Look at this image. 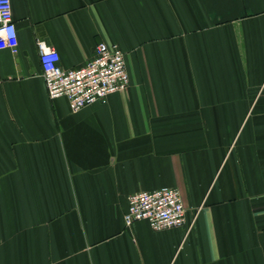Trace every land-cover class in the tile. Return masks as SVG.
I'll return each instance as SVG.
<instances>
[{"label":"crops","instance_id":"obj_1","mask_svg":"<svg viewBox=\"0 0 264 264\" xmlns=\"http://www.w3.org/2000/svg\"><path fill=\"white\" fill-rule=\"evenodd\" d=\"M0 47V264H264V0H11ZM65 69L100 42L130 83L72 111ZM179 189L184 225L127 226L129 197Z\"/></svg>","mask_w":264,"mask_h":264},{"label":"built area","instance_id":"obj_2","mask_svg":"<svg viewBox=\"0 0 264 264\" xmlns=\"http://www.w3.org/2000/svg\"><path fill=\"white\" fill-rule=\"evenodd\" d=\"M11 0H0V47L8 46L17 52V26ZM40 63L48 94L51 98L67 97L72 111L95 102H105L108 96L127 89L130 77L125 52L117 44L100 42L96 56L86 65L65 69L60 54L44 40H37ZM186 208L179 189L162 187L153 191H139L129 197L124 215L127 226L146 220L155 230L184 225Z\"/></svg>","mask_w":264,"mask_h":264}]
</instances>
